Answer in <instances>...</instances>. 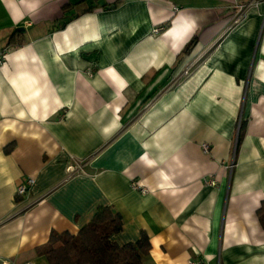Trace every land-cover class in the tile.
Returning a JSON list of instances; mask_svg holds the SVG:
<instances>
[{
    "label": "crops",
    "instance_id": "crops-1",
    "mask_svg": "<svg viewBox=\"0 0 264 264\" xmlns=\"http://www.w3.org/2000/svg\"><path fill=\"white\" fill-rule=\"evenodd\" d=\"M1 50L0 259L108 205L146 264H264V0H0Z\"/></svg>",
    "mask_w": 264,
    "mask_h": 264
},
{
    "label": "trees",
    "instance_id": "trees-1",
    "mask_svg": "<svg viewBox=\"0 0 264 264\" xmlns=\"http://www.w3.org/2000/svg\"><path fill=\"white\" fill-rule=\"evenodd\" d=\"M15 33L10 35V41ZM193 41L194 37L187 46ZM19 199L20 196L15 197L16 201ZM121 228L119 213L108 205H98L90 221L76 232L51 230L47 241L35 250L46 258L48 264H146L150 249L146 233L141 231L135 241L118 244L111 235Z\"/></svg>",
    "mask_w": 264,
    "mask_h": 264
},
{
    "label": "built area",
    "instance_id": "built-area-1",
    "mask_svg": "<svg viewBox=\"0 0 264 264\" xmlns=\"http://www.w3.org/2000/svg\"><path fill=\"white\" fill-rule=\"evenodd\" d=\"M245 9L246 7L244 5H236V12H235V15L231 21V24H235L237 23L239 20L242 19V17L244 16L245 14ZM230 25L228 26V28L230 27ZM159 29L158 28H155L153 29V32H157ZM5 56H6V51L4 50H1L0 51V65L3 64L4 62V59H5ZM189 67H187L183 72L184 74L187 72ZM240 119L238 120L237 124H236V134L238 133L239 131V128H240ZM204 150H207L208 147L206 144H203L202 145ZM32 183V179L31 178H28V179H25L22 183L18 184L17 187H16V190H15V195L16 196H22L25 194L26 190H27V187L29 185H31ZM205 183L207 184H214V179L212 177H207L205 179ZM132 186L136 189H138L141 193H144L146 191V189L143 187V186H140L137 182H133L132 183ZM209 260V257H202V258H196V259H189L187 261L186 264H206V262ZM0 264H10L8 260L6 259H0ZM25 264H31L30 262H26Z\"/></svg>",
    "mask_w": 264,
    "mask_h": 264
},
{
    "label": "water",
    "instance_id": "water-1",
    "mask_svg": "<svg viewBox=\"0 0 264 264\" xmlns=\"http://www.w3.org/2000/svg\"><path fill=\"white\" fill-rule=\"evenodd\" d=\"M19 30H22V28H18Z\"/></svg>",
    "mask_w": 264,
    "mask_h": 264
}]
</instances>
